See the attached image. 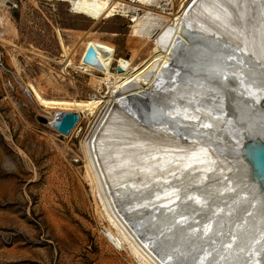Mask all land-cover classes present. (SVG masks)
<instances>
[{"label": "bare ground", "instance_id": "6f19581e", "mask_svg": "<svg viewBox=\"0 0 264 264\" xmlns=\"http://www.w3.org/2000/svg\"><path fill=\"white\" fill-rule=\"evenodd\" d=\"M127 1L89 0L81 14L106 20L130 11ZM171 4L162 40L176 42L177 59L133 97L113 78L103 80L107 99L46 98L29 88L46 114H90L84 165L116 246L145 264H264L263 202L245 180L241 130L227 124L235 101L264 94V0ZM141 22L132 16L136 37L147 30ZM118 63L128 76V62Z\"/></svg>", "mask_w": 264, "mask_h": 264}, {"label": "rangeland", "instance_id": "374dc122", "mask_svg": "<svg viewBox=\"0 0 264 264\" xmlns=\"http://www.w3.org/2000/svg\"><path fill=\"white\" fill-rule=\"evenodd\" d=\"M16 1L0 39V264H145L108 238L81 149L90 114L59 135L38 121L55 114L45 113L29 85L46 98L107 99L103 80L113 78L133 97L177 59L176 42L162 40L175 0H128L130 11L106 20L81 14L89 0ZM133 13L147 29L141 37ZM120 60L128 76L114 71ZM84 65L92 71L77 69Z\"/></svg>", "mask_w": 264, "mask_h": 264}, {"label": "water", "instance_id": "95a60500", "mask_svg": "<svg viewBox=\"0 0 264 264\" xmlns=\"http://www.w3.org/2000/svg\"><path fill=\"white\" fill-rule=\"evenodd\" d=\"M113 69L117 72L122 71L120 66ZM237 101H235L236 106L234 108L238 112L235 115L232 114L230 122L227 124L237 129L234 130L237 132H235L237 136H239L241 130L240 135L243 136V142L240 141L241 139L239 141L243 152L239 155L241 156L239 160L242 163L243 173L246 175V182L249 181L248 183L252 185L251 190H249L256 191L263 202L262 207L264 208V94L256 101L252 97ZM260 103L261 106H259ZM79 120V114L72 112H58L52 119L38 118L40 123L52 128L62 136H68ZM234 131L232 130L230 133L234 135Z\"/></svg>", "mask_w": 264, "mask_h": 264}, {"label": "built area", "instance_id": "2783aa9c", "mask_svg": "<svg viewBox=\"0 0 264 264\" xmlns=\"http://www.w3.org/2000/svg\"><path fill=\"white\" fill-rule=\"evenodd\" d=\"M16 0H0V39L8 32L7 24L11 23L12 14L17 10Z\"/></svg>", "mask_w": 264, "mask_h": 264}]
</instances>
